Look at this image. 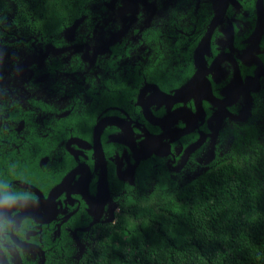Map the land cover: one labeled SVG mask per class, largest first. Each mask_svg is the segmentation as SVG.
Here are the masks:
<instances>
[{"label":"flooded vegetation","instance_id":"1","mask_svg":"<svg viewBox=\"0 0 264 264\" xmlns=\"http://www.w3.org/2000/svg\"><path fill=\"white\" fill-rule=\"evenodd\" d=\"M83 16L95 26L0 52V264L78 256L149 178L228 155L264 90V0H117Z\"/></svg>","mask_w":264,"mask_h":264},{"label":"trees","instance_id":"2","mask_svg":"<svg viewBox=\"0 0 264 264\" xmlns=\"http://www.w3.org/2000/svg\"><path fill=\"white\" fill-rule=\"evenodd\" d=\"M106 1L0 0V52L29 47L30 36L83 15L100 20V12H110ZM200 170L149 178L137 199L95 228L83 255L63 246L47 264H264V90L253 115L233 129L230 153Z\"/></svg>","mask_w":264,"mask_h":264},{"label":"water","instance_id":"3","mask_svg":"<svg viewBox=\"0 0 264 264\" xmlns=\"http://www.w3.org/2000/svg\"><path fill=\"white\" fill-rule=\"evenodd\" d=\"M117 0H110L109 2H107V6L110 8V9H113L115 4H116ZM85 19V16H82L80 18H78L70 27L69 29L67 30V33H70V32H73L75 31L80 25L81 23L84 21ZM122 33H118L116 36H119L121 35ZM117 37H114L112 40H110L108 43H107V47H109L110 43L114 42V40L116 39ZM251 106H252V101L250 100L249 101V105H248V108L244 114V117L243 118H246L248 116V114L250 113V110H251ZM193 149V146L191 148H189L188 150H192ZM79 246H80V252L78 254V256L80 255H83L84 253V250H85V245L81 242H79Z\"/></svg>","mask_w":264,"mask_h":264}]
</instances>
